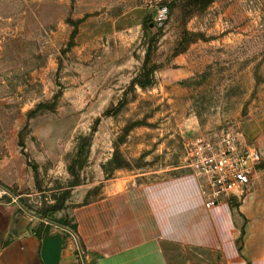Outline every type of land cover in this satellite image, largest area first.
<instances>
[{
  "label": "rangeland",
  "instance_id": "1",
  "mask_svg": "<svg viewBox=\"0 0 264 264\" xmlns=\"http://www.w3.org/2000/svg\"><path fill=\"white\" fill-rule=\"evenodd\" d=\"M200 3L0 0V146L25 169L20 192L33 195L20 199L34 212L69 223L66 209L96 201L106 179L123 187L168 178L191 205L199 194L184 141L231 131L260 150L263 167L245 199L231 202L257 211L244 216L235 250L264 256V0ZM139 76L149 85L133 84ZM70 164L81 180L72 188Z\"/></svg>",
  "mask_w": 264,
  "mask_h": 264
},
{
  "label": "crops",
  "instance_id": "2",
  "mask_svg": "<svg viewBox=\"0 0 264 264\" xmlns=\"http://www.w3.org/2000/svg\"><path fill=\"white\" fill-rule=\"evenodd\" d=\"M4 99L0 96L1 114ZM2 149L0 146V153ZM1 154L0 183L17 187L18 193L0 198V264H259L264 261V256L244 257L245 248L241 253L235 250V234L240 232L244 216L248 219L255 216V207L243 203L235 208L231 202H222L206 209L196 179L199 198L188 206L184 192L173 193L168 178L156 185L127 182L123 187H118L117 179H106L99 184L96 201L66 209L69 223L62 225L33 212L36 216L28 214L19 206V198L33 195L20 192L25 183L22 179L25 169L20 165L17 168L6 154ZM262 171L263 168L259 169L252 185ZM26 184L32 190L31 181ZM86 193L87 190L82 191L76 201L84 199ZM254 196L249 197V202ZM58 225L70 229L75 236Z\"/></svg>",
  "mask_w": 264,
  "mask_h": 264
},
{
  "label": "built area",
  "instance_id": "3",
  "mask_svg": "<svg viewBox=\"0 0 264 264\" xmlns=\"http://www.w3.org/2000/svg\"><path fill=\"white\" fill-rule=\"evenodd\" d=\"M166 17L164 6L155 19L162 23ZM183 145L186 165L196 177L206 209L245 199L262 163L261 152L253 143L227 131L219 136L198 135ZM4 194L9 193L0 187V198Z\"/></svg>",
  "mask_w": 264,
  "mask_h": 264
},
{
  "label": "trees",
  "instance_id": "4",
  "mask_svg": "<svg viewBox=\"0 0 264 264\" xmlns=\"http://www.w3.org/2000/svg\"><path fill=\"white\" fill-rule=\"evenodd\" d=\"M213 0H201V5L203 7L208 6ZM149 53L150 51L147 50V52L145 53V63L149 58ZM133 84H136L140 87H145L149 85L148 81H144L140 78V76L134 80ZM94 131V130H93ZM78 141V139H77ZM92 143V134H89L88 136H86V138L84 139V143L82 145L83 148H86L89 150L90 146ZM80 146V145H79ZM83 164V163H82ZM81 164V166H82ZM263 168V167H262ZM68 170H69V174L71 175V177L73 178V180H70L69 182V188H72L74 186H77L79 184H81V180H80V174L79 171L75 170V165L74 164H70L68 166ZM36 171H34L33 169V173L35 174ZM35 175H34V179H35ZM0 185H2L5 189H7L13 196H17L16 192L14 191L13 188H9L7 186H4L3 184L0 183ZM71 196L70 192H66L63 193V195L61 197H54L55 198V203L53 205H51V211H59L61 209H63L64 203L65 201ZM19 203H21V205H23V207H25L27 210L32 211L33 213H35L37 216L41 217V218H46V216L44 214H41L40 212H34L30 207H28L25 202L23 200H21L19 198ZM59 224L62 225H67L66 222H58ZM70 226V225H69ZM71 229H74V226H70ZM38 235H40L39 232H37Z\"/></svg>",
  "mask_w": 264,
  "mask_h": 264
},
{
  "label": "water",
  "instance_id": "5",
  "mask_svg": "<svg viewBox=\"0 0 264 264\" xmlns=\"http://www.w3.org/2000/svg\"><path fill=\"white\" fill-rule=\"evenodd\" d=\"M1 187V186H0ZM1 188H3L4 190H6L12 197H14L7 189H5L4 187H1ZM17 203L19 204V206L26 212V213H28V214H31V215H33V216H36L35 214H33L32 212H30L29 210H27L25 207H23V205H21V203H19L18 201H17ZM58 226H60V227H62V228H64V229H67V230H69L71 233H73L70 229H68V228H66V227H64V226H61V225H58ZM73 235L75 236V234L73 233ZM76 238V237H75Z\"/></svg>",
  "mask_w": 264,
  "mask_h": 264
}]
</instances>
